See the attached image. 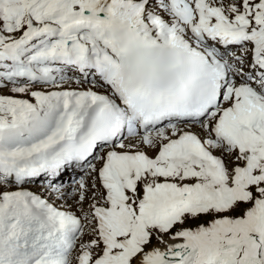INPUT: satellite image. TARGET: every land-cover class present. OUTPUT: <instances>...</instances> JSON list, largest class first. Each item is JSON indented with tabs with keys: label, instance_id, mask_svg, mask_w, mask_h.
<instances>
[{
	"label": "snow or ice",
	"instance_id": "6c2138e0",
	"mask_svg": "<svg viewBox=\"0 0 264 264\" xmlns=\"http://www.w3.org/2000/svg\"><path fill=\"white\" fill-rule=\"evenodd\" d=\"M0 264H264V0H0Z\"/></svg>",
	"mask_w": 264,
	"mask_h": 264
},
{
	"label": "rangeland",
	"instance_id": "374dc122",
	"mask_svg": "<svg viewBox=\"0 0 264 264\" xmlns=\"http://www.w3.org/2000/svg\"><path fill=\"white\" fill-rule=\"evenodd\" d=\"M34 189H36L37 187L33 186ZM37 191H40V189H38Z\"/></svg>",
	"mask_w": 264,
	"mask_h": 264
}]
</instances>
